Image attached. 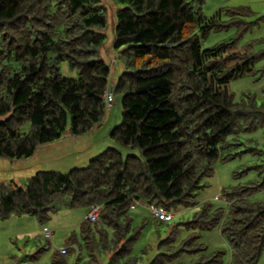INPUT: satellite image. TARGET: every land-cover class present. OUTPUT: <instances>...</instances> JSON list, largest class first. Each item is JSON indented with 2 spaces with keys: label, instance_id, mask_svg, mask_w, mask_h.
Listing matches in <instances>:
<instances>
[{
  "label": "trees",
  "instance_id": "16d2710c",
  "mask_svg": "<svg viewBox=\"0 0 264 264\" xmlns=\"http://www.w3.org/2000/svg\"><path fill=\"white\" fill-rule=\"evenodd\" d=\"M113 2L114 48L124 67L114 81L100 53L104 0H0V157L26 159L66 133L100 126L109 84L121 106L110 137L140 151L108 147L85 167L39 170L25 184L0 181V218L26 214L45 225L63 207L98 204V222L85 217L50 264H103V254L105 264H137L132 203L195 207L215 164L238 153L230 149L239 134L261 130L260 148L252 149L260 180L225 192L226 210L202 205L186 236L179 239L177 224L147 263L184 264L187 254L189 264H224V253L208 251L193 230L218 226L230 248L227 264H257L264 249V102L251 93L235 100L227 84L250 74L264 52H230L233 42L201 45L211 31L246 29L252 11L219 8L207 17L205 0ZM62 64L74 74L64 75Z\"/></svg>",
  "mask_w": 264,
  "mask_h": 264
},
{
  "label": "rangeland",
  "instance_id": "374dc122",
  "mask_svg": "<svg viewBox=\"0 0 264 264\" xmlns=\"http://www.w3.org/2000/svg\"><path fill=\"white\" fill-rule=\"evenodd\" d=\"M106 6L107 25L104 29L105 39L100 53L102 58L112 70L111 78H116L124 71L119 51L114 48L116 5L113 0H104ZM245 6L252 14L244 17L250 22L249 26L227 27L209 32L201 41L203 48H209L217 43L233 42L235 47L230 52H264V0H205L202 12L210 17L219 8H238ZM244 29V30H243ZM264 58L256 62L250 74L232 79L227 84L228 91L235 100L240 99L247 93L255 95L258 104L264 102ZM64 75H72L66 64L61 66ZM4 119L0 117V120ZM121 121V106L119 97L109 108L103 123L89 133L80 136L65 134L62 138L39 146L34 155L21 160H10L0 157V181H15L25 184L27 177L38 170H55L68 172L81 168L92 158L106 148H115L123 155H139V149H128L116 143L111 137L112 129ZM69 128V126H68ZM67 128V129H68ZM29 129L26 125L24 131ZM261 130L252 133H241L237 137L240 143L230 149L236 153L225 161L219 160L214 166V174L204 180V187L196 193L197 205L186 208L181 204L171 206L167 211L173 215L169 221L152 219L147 203L138 201L136 207L129 211L132 218V227L137 232V239L132 244L133 255L137 257V264H147L158 252L159 241L170 234V231L178 224V237L186 236L189 221L193 220V213L204 204H210L212 209L223 208L226 203L222 195L241 186H247L260 180V155L252 151L260 148L262 141ZM87 208L76 206L61 208L52 215L45 225H41L32 215L11 214L6 219L0 218V264H50L52 253L56 249L65 246L70 235L78 234L79 225L85 219ZM96 223V222H95ZM43 227L51 232V239L44 238ZM193 230L199 235V241L207 250L221 251L224 253L223 262L227 264L230 256V248L219 231V227L201 229L194 227ZM24 233V234H21ZM180 241V240H178ZM105 255L102 260L105 264ZM191 257L182 254L180 261L189 264ZM257 264H264V249Z\"/></svg>",
  "mask_w": 264,
  "mask_h": 264
},
{
  "label": "built area",
  "instance_id": "2783aa9c",
  "mask_svg": "<svg viewBox=\"0 0 264 264\" xmlns=\"http://www.w3.org/2000/svg\"><path fill=\"white\" fill-rule=\"evenodd\" d=\"M115 101L117 100L113 95L111 84H109L104 93V102L106 104V108H109ZM136 204H137V201L132 203V205H136ZM147 208L150 211V216L152 218H155L161 221H169L173 218L172 214H170L165 208L159 205L148 204ZM101 211H102V207L98 204H94L90 206L86 214V219L92 223L98 222ZM43 232H44V238L51 237V232L46 227L43 228Z\"/></svg>",
  "mask_w": 264,
  "mask_h": 264
},
{
  "label": "crops",
  "instance_id": "0c3cea01",
  "mask_svg": "<svg viewBox=\"0 0 264 264\" xmlns=\"http://www.w3.org/2000/svg\"><path fill=\"white\" fill-rule=\"evenodd\" d=\"M87 164H88V163H86V164H85V165H83L82 167H85V166H87ZM44 170H47V169H44ZM38 171H39V170H38ZM36 172H37V171H36ZM135 207H136L135 205H132V206H131V209H133V208H135ZM42 229H43V228H42ZM21 234H24V233H21Z\"/></svg>",
  "mask_w": 264,
  "mask_h": 264
}]
</instances>
